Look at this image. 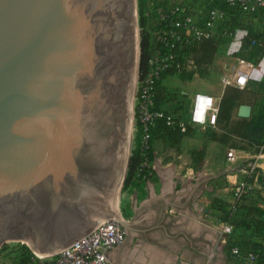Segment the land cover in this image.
<instances>
[{"label":"water","instance_id":"water-1","mask_svg":"<svg viewBox=\"0 0 264 264\" xmlns=\"http://www.w3.org/2000/svg\"><path fill=\"white\" fill-rule=\"evenodd\" d=\"M137 27L136 0H0V245L45 257L106 219L164 228L130 227L114 206L129 160Z\"/></svg>","mask_w":264,"mask_h":264},{"label":"crops","instance_id":"crops-1","mask_svg":"<svg viewBox=\"0 0 264 264\" xmlns=\"http://www.w3.org/2000/svg\"><path fill=\"white\" fill-rule=\"evenodd\" d=\"M219 50L236 61L225 76L231 75L234 70L245 71L248 74V90L256 95L264 94V89L258 86L264 83V50L251 59L241 58L239 37L227 40ZM228 86L222 83L218 93L196 91L215 96L219 104ZM241 105L249 106L251 115V106L243 103L234 109L232 118L250 117L238 115ZM204 130L203 127L194 126L193 134L182 138L180 153L176 158L168 162H162L161 158L153 159L148 175L142 176L137 185H129L125 197L129 226L141 229L159 224L164 228L155 226L142 231L126 230L123 242L108 253L113 263L227 264L230 261L232 264H248L244 258H229L228 255L222 258L224 252H229V247L226 242L228 235L222 233L221 227L227 223V211H236L233 188L248 177L247 165L254 159L255 153L252 150H238L236 159L232 162L226 160L225 167L212 163L209 161L210 149L215 141H205ZM203 145V162L195 167L191 162V153ZM255 165L264 168V154ZM246 196L248 199L244 203L261 209L260 217L264 218V181L256 183ZM245 227V233H249L248 221ZM239 228L242 227H234L233 232ZM242 234H234V241H239Z\"/></svg>","mask_w":264,"mask_h":264},{"label":"built area","instance_id":"built-area-1","mask_svg":"<svg viewBox=\"0 0 264 264\" xmlns=\"http://www.w3.org/2000/svg\"><path fill=\"white\" fill-rule=\"evenodd\" d=\"M263 9L264 0H194L190 3H164L157 10V17L152 34L156 42L161 46L153 51L148 61V68L136 87L135 93V124L141 130L140 152L142 156L141 166L147 164V152L150 148V128L155 119L162 117L161 110L154 109L153 99L156 93V82L161 73L173 68L177 73L181 71H194L192 48L205 39L225 37L227 30L222 27L227 13L241 12L253 13ZM248 84V74L245 71L234 72L223 78V86L232 85L244 88ZM218 109L217 98L202 91H195L189 100L188 123L193 126L205 128L214 126ZM167 124L172 125L171 116L167 117ZM184 131V124H179ZM239 149L230 148L226 160L232 162L236 159ZM263 153H255L254 159L247 165L248 177L241 180L233 188L234 196L239 199L242 195L252 191L259 178L264 181V168L257 167L256 161ZM223 234H231L233 224L223 223ZM125 238V230L114 219L100 221L88 233L74 241L70 246L52 256L37 258L31 256L29 264H116L108 256L111 249L121 244ZM232 253L238 254V247H234ZM248 264L255 261L253 253L246 257ZM11 264H20L15 261Z\"/></svg>","mask_w":264,"mask_h":264},{"label":"trees","instance_id":"trees-1","mask_svg":"<svg viewBox=\"0 0 264 264\" xmlns=\"http://www.w3.org/2000/svg\"><path fill=\"white\" fill-rule=\"evenodd\" d=\"M140 14H142L141 11ZM257 18L259 21H255ZM144 20V18L141 19V26H143ZM221 25L227 30V35L225 37L219 36L205 39L196 47L192 48V54L196 65L195 72L199 76H204L208 73L209 67L214 62L216 54L219 52L220 45L227 40L230 41L239 37L241 43V51L239 54L243 59H251L264 50V14L262 8H259L258 11L253 13L229 11L225 21ZM146 31L148 35L141 37L140 42L139 81L148 68V61L153 51L159 47L161 48L154 39L150 25ZM193 72L194 71H181L177 73L175 69L168 68L161 73L156 82V93L153 103L154 109L161 110L163 116L156 118L154 125L150 128V148L147 152V164L145 166H141V130L138 124H136L135 145L129 159L124 187L128 185H137L142 176H147L149 171H151L152 140L154 136L161 141H169L172 147L176 148L183 137L193 134L194 126L188 123L187 116L189 100L185 107L186 117L184 119H182L180 115H171L165 109L161 108L164 79L172 75H177L181 79H187L193 76ZM258 86L264 89V83H259ZM247 87L248 85L242 89L234 86L225 88L218 104L215 124L214 126L205 127L204 139L205 141H216L222 145L230 144V146L240 150H252L254 153L264 154V112L260 110L255 115L251 114L248 118H232V113L237 106L246 103L252 107L254 101L260 97V94L256 95L255 92L248 90ZM168 116L172 118V125L167 124ZM180 123L184 124V131L181 130L179 126ZM204 152L205 145L192 151L191 162L193 166L197 167L202 164ZM259 181H261L260 178ZM246 194L236 199V205L234 207L240 215L237 225L246 228L245 222L248 221V223H250V232L240 235L239 241L229 242L228 256L229 258L239 257L241 259H246L248 253H253L255 261L252 262V264H264V218L260 217L261 211L258 207H254V205L250 203H244L245 200L248 199ZM245 205L250 207L245 208ZM216 207L220 208V206ZM244 208L248 209L250 213L244 214ZM231 212L232 209L227 211L226 221L233 224V222L228 221V216ZM253 214H258L259 216L255 218ZM234 246L238 247V254L231 252V248ZM31 256L32 254L30 253H21L17 260L20 264H29L28 261Z\"/></svg>","mask_w":264,"mask_h":264},{"label":"rangeland","instance_id":"rangeland-1","mask_svg":"<svg viewBox=\"0 0 264 264\" xmlns=\"http://www.w3.org/2000/svg\"><path fill=\"white\" fill-rule=\"evenodd\" d=\"M194 0H136L137 5V29H138V40H139V49L141 37L144 35H148L147 31L150 25V28L154 26L157 17V10L164 5V3L172 4V3H190ZM140 11L142 14H140ZM144 18L143 26H141V19ZM255 21H259V19H255ZM140 52L139 51V61H140ZM236 61L232 58H228L224 51H220L216 54L214 62L210 67L208 73L204 76H199L198 74L192 76L191 78L181 79L177 75H172L164 79L163 81V97L161 101V108L165 109L169 114H174L176 116L180 115L182 119L186 117L185 107L187 101L190 100L191 95L196 90H205L211 91L213 93H218L219 88L223 83V78H225V74H228L230 67L234 66ZM139 77V67L136 77V85H135V93L136 87ZM135 105L136 100L135 97L133 99V117H131V129H130V142H129V159L131 156V152L134 149L135 139H136V124H135ZM264 112V94H260V97L254 101L253 106L251 107V114L255 115L259 111ZM206 129V128H205ZM205 131V130H204ZM204 137V133H203ZM206 145V142H203ZM180 144L178 147H172L169 141H161L157 139L155 136L152 140V154H151V162L155 158H161L162 162H168L176 158L180 153ZM213 148L210 149V158L209 161L212 163H220L223 167H225L226 155L230 148H235L229 145H222L219 142H213ZM243 145V144H240ZM202 147V146H201ZM238 149V148H235ZM240 150V149H239ZM129 163V160H128ZM128 169V166H127ZM128 171V170H127ZM127 173V172H126ZM126 177V175H125ZM125 181V179H124ZM128 186L124 187V182L121 187L119 193H117V201L115 203V211L126 220V212L125 206L127 205V201L125 200ZM236 200V198H235ZM246 207H250L245 205ZM256 207V206H254ZM243 210L244 214L250 213L248 209ZM259 209V208H258ZM257 209V210H258ZM261 210V209H260ZM252 214V213H251ZM258 214H253V217H258ZM229 220L233 222L234 227L238 226L237 223L239 221L240 215L236 212H231L228 216ZM234 231V229H233ZM227 236V245L230 241H234V234L237 233L242 234L246 232V228H239V230L233 232ZM244 235V234H243ZM21 253H30L33 257L37 258V256L28 248L27 245L17 241H7L0 245V264H11L17 261L19 255ZM228 255V251L223 253V259ZM228 261V260H227ZM227 264H232L230 261Z\"/></svg>","mask_w":264,"mask_h":264},{"label":"bare ground","instance_id":"bare-ground-1","mask_svg":"<svg viewBox=\"0 0 264 264\" xmlns=\"http://www.w3.org/2000/svg\"><path fill=\"white\" fill-rule=\"evenodd\" d=\"M130 129H131V125H130V128H129V131H130ZM119 187H120V185L118 186V188L116 189V191H115V193H114V195H113V198H114V206H115V203H116V201H117V193H119ZM35 254V253H34ZM35 255H37V256H39V257H43V255H38V254H35Z\"/></svg>","mask_w":264,"mask_h":264}]
</instances>
